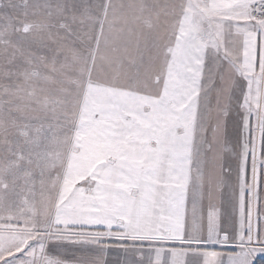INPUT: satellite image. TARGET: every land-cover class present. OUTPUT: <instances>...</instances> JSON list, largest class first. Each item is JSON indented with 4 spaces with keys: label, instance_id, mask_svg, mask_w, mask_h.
Masks as SVG:
<instances>
[{
    "label": "snow or ice",
    "instance_id": "snow-or-ice-1",
    "mask_svg": "<svg viewBox=\"0 0 264 264\" xmlns=\"http://www.w3.org/2000/svg\"><path fill=\"white\" fill-rule=\"evenodd\" d=\"M0 264H264V0H0Z\"/></svg>",
    "mask_w": 264,
    "mask_h": 264
}]
</instances>
